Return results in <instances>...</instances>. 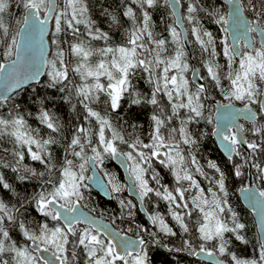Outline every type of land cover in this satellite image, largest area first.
I'll return each instance as SVG.
<instances>
[{
  "label": "snow or ice",
  "instance_id": "1",
  "mask_svg": "<svg viewBox=\"0 0 264 264\" xmlns=\"http://www.w3.org/2000/svg\"><path fill=\"white\" fill-rule=\"evenodd\" d=\"M131 2L139 6L140 15H137L131 5H123V16L131 21V26L125 29L123 43L114 45L110 32L113 28L122 27V21L118 10L110 11L111 5L105 6L106 0H98V6L100 16L108 20L109 31H104L93 18V9L97 4L91 0H0V47L3 48L0 55L5 58V62L0 63V79L5 84V93H0V107L10 99L6 92L29 81L39 82L40 77L46 74L48 80L45 87L60 94V106L67 102L72 111H76L79 104L86 113L83 120L91 121L94 117L98 125L94 133L83 124L73 125L69 139L63 135V125L59 117L48 109L47 96L40 101L36 117L40 124L51 130L47 139L41 137L39 129H33L28 124L19 104H13L7 117L0 115V138H10L16 146L11 152L14 163L0 157V188L19 198L16 188L2 171L8 168L16 174L18 181L40 182L37 190L19 200V206L0 198V264H79L81 253L84 264H151L149 243L143 235L132 239L123 233L110 232L106 226H97L94 220L87 217H84L86 227L78 229L75 226L81 222L83 216L78 205L84 200L82 189L88 187L84 181L93 178L86 177L85 172L88 168L94 171L103 163L105 155L122 157V163L132 180L131 184L123 185L115 176H110L105 185L97 178L99 186L106 194L119 193L127 187L136 191L140 202L144 203L154 193L156 197L168 202L172 218L184 233L190 231L185 217L196 215L192 227L199 233V239L203 242H214L212 248H206L205 243L200 244L199 251L207 252L210 257L218 253L214 264H226L225 260L219 258L223 256L230 257L232 264H264V238L259 242L258 257L242 258L228 251L230 241L225 238V233H233L237 240L247 243L239 234V230L244 229L245 225L237 222L236 212L228 207L225 172L214 160H208L207 167L215 170L218 178L208 177L198 159V138L189 127L204 117L208 94L215 89H221V93L230 101L246 100L248 104H258V112L264 113V0H228L232 7L227 17L220 15L218 10L205 8L200 0H190L187 15L182 19L191 26L190 33L199 44L201 54H208V59L203 63L206 75L192 69L200 81H207L197 84L195 91L190 89L189 79L185 76L190 66L184 50V29L178 31L176 26H167L171 42L176 47L174 54L165 55L168 41L153 35L151 17L147 10L156 6L158 0ZM165 3H169V0H165ZM179 3L180 0H171L170 7L175 8ZM12 6L22 9V23L21 19L15 20L14 23L20 27L14 33L12 24L6 23L4 19L6 15L11 18ZM198 12H205L213 17L215 23L222 25L225 33H228L231 21V35L240 44L239 48L229 46L226 42L227 36L224 38L223 54L228 57V64L223 79L228 81L227 87L221 82L222 66L215 60L218 55L216 40L211 31L201 28L196 15ZM245 12L252 18L246 17ZM182 19L178 18L175 24H182ZM50 20L54 24L50 39L57 50L51 60L37 59L33 52V42L39 36L41 44L43 43ZM61 34L70 38L63 43L68 44L67 52L75 58L74 61L65 58L66 51L61 47L62 41L59 38ZM250 34L260 37L258 45L254 42L255 37ZM92 41H103L104 46L94 47ZM13 56L15 59H11ZM94 56L99 59L93 64L89 58ZM138 69L148 73V83L153 85L150 95L141 93L132 83V77ZM75 77H79L81 82L76 83ZM101 77L106 79V83L101 82ZM104 93L106 97L103 103L113 112L122 106L121 102L125 97L130 105L154 106L150 116L152 123L149 142L145 143L139 137L129 142L107 115L102 116L91 107L101 100V94ZM74 99L75 104L72 103ZM52 103L55 104V101ZM224 108L222 119L226 123L223 128L227 131L222 129L218 134L228 159L232 160L234 154L241 155L238 146L242 144L252 150L251 154L258 150L264 154V124L256 123L257 113L251 110L241 113L245 119L253 121L250 131L258 139L250 141L242 134L243 126L235 123L236 114L229 110L228 105ZM181 109L186 110L183 116L180 114ZM27 115L32 113L28 112ZM177 118L180 120L179 127H173ZM210 119L209 117V122ZM106 130L110 131V136L106 135ZM53 134H59L60 140L66 142L61 145L63 156L59 164L50 151V146L59 143L57 135ZM93 135L97 137L95 143ZM117 142L126 145L129 150L121 151ZM25 149L31 160L43 165V171L22 164ZM88 149L92 155H88ZM3 151L8 153L7 148ZM251 154L242 158L243 163L233 165L235 175H241L240 170L243 164L250 162ZM154 160L169 170L177 186L170 189L162 184L161 175L153 167ZM252 166L264 173V167L260 164L254 163ZM148 173H151L150 178H146ZM196 174L209 179L210 186L207 190L195 179ZM150 180L155 186H150ZM184 182H187L186 187ZM242 191L246 193L247 199H256L254 193L247 189ZM207 193L211 194V198ZM260 196L264 197V192H260ZM189 198L196 211L183 214L176 211L177 208H189ZM119 203L121 215L127 209V215L132 217V209L136 205L125 200H120ZM29 205L34 206L45 218L51 217L54 221L62 218L64 224L61 226L58 223L49 227L47 222H43L30 228L26 223ZM225 212L231 213V227L222 219L221 214ZM148 219L157 227V231H150L143 225L137 227L157 248L176 252L191 249L189 240H183L180 247L172 249L162 239H157L159 234L177 235L159 211H153ZM14 229L19 230L24 243L12 238L11 232ZM28 242L43 247L45 251H51L52 257L37 255L38 248H32Z\"/></svg>",
  "mask_w": 264,
  "mask_h": 264
},
{
  "label": "trees",
  "instance_id": "2",
  "mask_svg": "<svg viewBox=\"0 0 264 264\" xmlns=\"http://www.w3.org/2000/svg\"><path fill=\"white\" fill-rule=\"evenodd\" d=\"M91 2L97 4V7L93 9V18L96 19L98 25L104 31H109L108 20L100 16L98 0H91ZM189 2L190 0H180V5H181L180 12L182 18L187 15V5ZM125 3L131 5L134 11L137 12V15L138 16L140 15L139 6L132 4L131 0H123V2L122 0H106L105 6L111 5L110 11L118 10L119 18L122 21V27L113 28L110 32V35L113 36L112 44L114 45L123 43L125 29H128L131 26V21L127 17L123 16V11H124L123 5ZM200 4L203 5L205 8L218 10L220 15L226 16V7L223 3V0H200ZM147 10L149 11L151 17L150 23H151V31L153 32V35L156 38H165L168 41L166 45L165 55L174 54V49L176 46L171 42L170 33L166 30V28L167 26H175V23L173 16L167 6V3H165V0H158L156 6ZM10 12L12 13L11 18H9L6 15L4 19L6 23L12 24V31L14 33L20 27V25L14 23L15 20L21 19V23H22V15H21L22 9H17L15 6H12L10 8ZM244 14L249 19L252 18L247 12H245ZM196 15H198L199 17V23L201 28L211 31L213 33V36L216 40V45H217L216 50L218 53V55L215 57V60L222 66L220 69V75L222 78L221 82L223 86L227 87L228 81L226 79H223L225 73L227 72V64H228V57L224 56L223 54L224 52L223 46L225 43L224 38L225 36H227V33L223 31L222 25L215 23L214 18L208 16L205 12H198ZM182 21L186 29L187 39H188V51L184 49L186 52L187 62L189 63L190 67L192 64H194L198 68L200 74L206 75V68L203 67V63L205 60L208 59V54L207 53L201 54L199 44L196 43L195 37L192 36L190 33L191 26L188 24L186 20L182 19ZM81 30L83 31V26H81ZM53 31H54V24L52 22L50 34L48 37L49 47H50V51L47 56L48 60L54 58L53 54L57 50L56 47L51 43V39H50ZM59 38L62 41L61 47L66 51V57H65L66 60L74 61L75 58L72 57L71 54L67 52L68 44L63 43V41L69 40L70 38L68 36H65L64 34H61ZM226 42L229 45L228 38ZM254 42L258 45L256 38L254 39ZM92 45L94 47L99 48L104 46V42L92 41ZM2 51L3 48L0 47V53H2ZM98 59L99 57L97 56L89 58L90 62L93 64L96 63ZM4 62H5V58L3 57V55H0V63H4ZM147 77H148V73H145L142 70L138 69L135 76L132 77V83L135 85L138 91L146 95H150L153 85L148 83ZM74 79L76 83L81 82L79 80V77H75ZM47 80L48 77L45 74L38 83L22 88L21 90L14 93L11 97H9L10 99L7 102H5L2 107H0V115L7 117L9 111L13 109V104L14 103L19 104L20 111L25 113L28 124L33 129H39L41 137L47 139L49 134L51 133V130L47 129L45 125L40 124L39 120L36 118L38 109L40 107V101L45 96H47L49 102L48 109L59 117L60 123L61 125H63L64 136H67L70 139L72 126L79 124H83V126L91 128V130L94 133L98 128L95 118L94 117L91 118V121L83 120V115H85L86 113L83 107L79 104H77L76 111H72L71 105L68 104L67 102L63 103V105L60 106L61 105L60 94L56 92V90L54 89H48L45 87ZM101 82L106 83V79L104 77H101ZM202 83H207V81H202ZM189 86L190 88H195V85L192 84L191 82ZM215 91L217 92L218 101H222V102L230 101L229 99L225 98V95L221 93V89H215ZM210 92L212 94H215L213 91ZM212 94H210V96H214ZM105 97H106V93L101 94V100L91 105V107H93L95 111L100 112L102 116L107 115L108 119L121 132V135H123L124 138L129 142L134 140L136 137H139L145 143L149 142V132L151 131L150 125L152 123L150 120V116L152 114L154 106L150 104L130 105L128 98L125 97L121 102L122 106L118 110L113 112L103 103V99ZM52 101H55V104H53ZM231 101L235 102L236 104H242L247 102L246 100L239 101L234 99H232ZM72 103L75 104L76 100L74 99ZM251 106L257 113L256 123L264 124V119H261V117L264 116V113L258 112L259 105L251 104ZM212 111L213 109L210 108L208 104H206L204 109V117L201 118L198 123L189 126L191 130L196 134L199 141L198 159L200 164L203 165L204 171L207 173L208 177L218 178V174L215 173V170L209 169L207 167L208 160H214L225 172L227 177L226 189L228 192V196H227L228 207H230L233 211L236 212L237 222L243 223L245 225L244 229L239 230V234L245 238L247 243H245L244 241L237 240L235 238V234L233 233H225V238L230 241L227 246L228 251L235 253L238 257H242V258H252L250 256V253H252L253 251V254L251 255L254 256L255 253V255L258 257L259 241H258L254 220L251 214L240 203L237 195V190L238 188L246 184L247 179L250 176L252 181L257 185V187L260 188L262 192H264V178H262V176H264V173H261L259 169L252 166L254 163H258L261 165V167H264V154H262L259 150L256 153L251 154L252 153L251 149H249V154H248V152L245 149L238 146V150L241 152V155L237 156L234 154L232 160H229L225 158L218 151V149L215 150L216 149L214 148L215 144L211 137V129L213 126ZM28 112H31L32 115L30 116L27 115ZM180 112L184 115L186 113V110L181 109ZM209 117L211 118L210 122H209ZM179 124H180V120L179 118H177L172 126L179 127ZM133 125H135V128H133ZM240 125L243 126V136L245 139H248L250 141L258 139V137L250 131V129L253 127V123H246L241 121ZM110 134H111L110 131L106 130V135L110 136ZM53 135H57V139L59 143L50 146V151L53 152L55 161L57 164H59L63 156V147L61 145L65 144L66 142L60 140L59 134H53ZM96 140L97 137L93 135V143H95ZM117 143L121 151L129 150L126 145L119 144V142ZM15 147L16 146L12 143L10 138L7 137L0 138V157H3L5 160L14 163L11 152ZM34 147L35 146H33V148ZM5 148L8 149L7 154L4 153L3 151V149ZM86 151L90 152V149ZM206 152H210L211 155L210 156L206 155ZM25 153H26L25 159L22 162V164L28 165L31 168H35L37 171L44 170L43 165H41L37 161L31 160V157L27 155L26 149H25ZM250 154H251L250 162L243 164V167L240 170L241 175L239 176L235 175V169L233 165L243 163L242 158L249 157ZM154 168L161 175L162 184L167 185L170 189L176 186L174 178L172 177L169 170L166 172L161 171L159 169L165 170L166 168L162 166L159 167V165H158L159 169H157L156 167ZM97 169L105 179L106 183L110 176H115L116 179L121 184L124 185L123 175L119 167H117L113 163L112 157L105 155L103 163L99 165ZM2 171H4L9 182L13 184V186L16 188L17 192L19 193V198H18L16 195L9 192L8 190L0 188V198H3L5 202L15 203L17 204V206H19L20 199H23L25 196H30L32 192L34 190H37L39 187L40 182L37 180L26 181V182H21L16 180L15 178L16 174L12 172L11 168L3 169ZM105 173H108L109 175H105ZM87 175H88V170L85 172V176ZM150 175L151 173L146 174V178H150ZM195 179L200 183L201 187H203L205 190H207V188L210 186V181L209 179H206L205 176L196 174ZM184 185L187 186V182H184ZM150 186H155L154 182H152L151 180H150ZM216 187L218 188V186ZM214 190H216V188H214ZM82 192L84 193V200L80 202L81 205L91 213L98 214L101 217L110 220L113 223V225L120 230L121 226L117 223L118 216L119 214H121V206L119 201L125 200L132 202V200L126 195L125 188L119 193L110 194V200H105L104 198L93 192L89 187L83 188ZM193 192H195V190H193ZM207 195L209 198H211L210 193H207ZM187 196L188 194H186V197ZM188 200L190 206L193 207L191 205L190 198ZM143 204L148 214H151L153 211H159L164 216L165 220H168L169 216L171 215L168 210V202L164 201L160 197H156L154 193L150 194V196L145 199ZM126 215H127V209H126ZM136 215L140 221L139 222L140 225H143L144 227L148 228L150 231L154 229L149 226L145 217L139 211L138 212L136 211ZM221 216L222 219H224L228 223L229 227H231L232 226L231 213L225 212L224 214H221ZM43 222H47L49 224V227H54L58 223L60 224L59 221H54L51 219V217H47V218L43 217L35 209L34 206L29 205L28 212L26 213V223L28 224V226L30 228L36 227ZM130 225H133V223H131ZM11 235L12 238L18 241L19 243L25 242L24 238L19 233L18 229H14L11 232ZM222 258H228L227 261L229 262V264L230 263L232 264L230 257L223 256ZM153 262H155V260Z\"/></svg>",
  "mask_w": 264,
  "mask_h": 264
},
{
  "label": "water",
  "instance_id": "3",
  "mask_svg": "<svg viewBox=\"0 0 264 264\" xmlns=\"http://www.w3.org/2000/svg\"><path fill=\"white\" fill-rule=\"evenodd\" d=\"M170 3L171 0H169V3H167V6L174 18V22L177 21L178 18H181V12H180V8L181 5L179 3V5H177L175 8L170 7ZM223 3L226 7V17L228 12L231 10V5L229 4L228 0H223ZM175 12V15H173V13ZM245 15V14H244ZM182 19V18H181ZM51 25H52V21H49L48 24V31L44 34L43 36V43L41 44V38L39 36L36 37V39L33 42V52L35 54V56L37 57V59H47V56L49 54L50 51V47H49V41H48V37L50 34V30H51ZM231 21L229 22V26H228V33H227V38L229 41V46H234L236 48L240 47V44H237L234 40L233 37L231 35L233 29L231 28ZM175 26L177 27L178 31H181L182 29H184L183 32V40H184V48L186 50H188V41H187V33L185 30V27L183 25V21L182 24L177 25L175 24ZM252 35V34H250ZM257 37V41L259 43L260 37L258 35H256ZM12 59H15V56L12 57ZM7 67V64H6ZM193 68L196 69V73H198L197 68L194 66ZM192 68V69H193ZM44 75H42L39 79V81L43 78ZM190 80L194 83V84H199L202 83V81H200L196 74L193 73V71L191 70L190 73ZM38 82L35 81H29L26 82L24 84H22L19 88H14L11 91L6 92V94L11 97L14 93H16L17 91L21 90L22 88H25L27 86H30L32 84H36ZM0 93H5V84L3 82L2 79H0ZM248 105V107L246 108L245 105ZM228 105L229 106V110L232 111L233 113L236 114V119H235V123L240 125V122H246V123H253V121H250L248 119H245L244 115L241 113L247 112L249 110H251L252 112H255V110L253 109V107L251 106V104L248 103H243V104H236L233 101H227V102H222V101H218L215 102V112H214V127L212 130V134L214 137V140L216 142L217 145V149L218 151L225 157L228 159V154L224 149V146L221 144V136L218 134L221 132V130L223 129L225 132L227 131L226 128H223V125L226 123L222 117L224 115L225 112V108L224 106ZM256 113V112H255ZM257 117V115H256ZM229 127H231V125H229ZM235 130V129H233ZM243 134V133H242ZM239 147L245 149L248 154H249V149L247 148L246 145H240ZM88 155H92L90 152H88ZM122 157H112V161L113 163L120 168L122 174H123V178H124V182L126 185H129L132 183V180L130 179L129 176V172L128 170L125 168L124 164L122 163ZM89 172L91 177H93L91 180H85V183L93 190L95 191L97 194H99L101 197L105 198V199H109L110 195L106 194L104 189L101 188L97 182V178L99 179V181L101 183H104L105 185L107 184L105 179L103 178V176L101 175V173L98 171L97 167L96 169L93 171L92 168H89ZM242 189H247L248 192L250 193H254L256 199L255 200H250L246 198V193L244 191H242ZM127 194L135 199L138 203L139 209L141 210L142 214L145 216L146 220L148 222L149 219V214L147 213L143 203L140 202L139 197L137 195L136 191L131 190L130 188H127ZM260 192H262V190L260 188L257 187V185L252 181L251 177L249 176L247 179V182L244 186L238 188L237 190V195L239 198L240 203L242 204V206L251 214L253 220H254V224L256 227V232H257V236H258V241L260 242V239L264 238V197L260 196ZM80 212L83 213V216L81 217V224L83 225H87V223L84 221V217H87L89 220H94L97 226H106L107 229L110 232H117V233H121L119 232L117 229H115L113 227V225L111 223H109L108 221H104L99 217H95L93 216L90 212H88L86 209H84L81 204L78 205ZM62 211V210H61ZM62 224H64L63 219L61 218L59 220ZM151 223V222H150ZM127 235V234H126ZM128 237L132 238V239H137V237H132L130 235H127ZM29 245L32 248H38L37 251V255H40L42 257L45 258H51L52 257V252L51 251H45L43 247H40L38 245H31V243H29ZM215 255L213 257H210L207 255V252H200L197 251L196 253V257L198 259H201L205 262H211L214 263V258ZM58 264V262H57Z\"/></svg>",
  "mask_w": 264,
  "mask_h": 264
},
{
  "label": "flooded vegetation",
  "instance_id": "4",
  "mask_svg": "<svg viewBox=\"0 0 264 264\" xmlns=\"http://www.w3.org/2000/svg\"><path fill=\"white\" fill-rule=\"evenodd\" d=\"M252 35L257 39V37H256L255 34H252ZM187 41H188V39H187ZM186 51H188V50H186ZM149 58H151V57H149ZM194 66L195 65L192 64L191 67H190V69L185 73V76L189 79V82H191L192 84H194V83L190 80V73H191V70H192V68ZM197 70H198V68H197ZM198 73H199V70H198ZM194 85L196 86V84H194ZM190 89L192 91H195V88H190ZM212 91L215 94H212L211 92L208 94V99L206 100L205 105L208 104L209 107L213 109V111H212L213 126H212V129H211V137H212V140H213V142L215 144L214 145V148H216L215 150H217V145H216V142H215L214 137H213V134H212V130H213V127H214L215 102H217V92L215 90H212ZM210 94H212L214 96H210ZM161 95H162V93H161ZM245 103H247V102H245ZM170 112H171V109L169 107L168 108V113L170 114ZM180 114H181V116H183V114L181 112H180ZM206 155L210 156L211 153L210 152H206ZM158 165H159L158 161L154 160L153 161V167H156L157 169H159L158 168ZM159 167H160V165H159ZM159 170L164 171V172L168 171L167 168L165 170H162V169H159ZM89 175H90V172H89V168H88V175L87 176H89ZM123 183H124V185H126L125 182H124V178H123ZM184 186H186V185H184ZM93 192H95V191H93ZM125 193L132 200L133 204L136 205V207L134 209H132V212H133V216L132 217H129V216L127 217V215H126V209L124 210V215L123 216L121 214H119L118 219H117V223L121 226L120 230L117 229L110 220H108L106 218H103V217H101L98 214H93L90 211H88L87 209L86 210L88 212H90L93 216L99 217V218H101L104 221H108L109 223H111L113 225V227L115 229H117L119 232H121L123 234H127V235H130L132 237H137L138 235H143L144 238H145V240L149 242V254L151 256V264H214V263H211V262H205V261H203L201 259H198L196 257V253H197V251H199V245L200 244L205 243L206 248H212V246L214 244V242H212V241H210V242H203V241H201L199 239V233L195 230V228L192 227V224L196 220V215H193L191 218L185 217V221H186V223L189 224V227H190V231L188 233H184L182 231V229L180 228L179 224L170 215L169 216V219L168 220H165V222L168 223V225L173 228V231H175L177 233V235L176 236H164L163 234H159L157 236V239H162L163 243L169 245V248H172V249H175V248L180 247L183 240H189L191 242V245H192L191 249H188L186 251L176 252L174 250L173 251H169L167 248H157L156 245L151 241V239L148 236L144 235V233L137 227L138 225H140V223H139L140 221H139V219H138V217L136 215V211L137 212L139 211L141 214H142V212L139 209V206H138L137 201L135 199L131 198L127 194L126 187H125ZM174 194L175 195H178L176 193H174ZM105 200H110V198L109 199H105ZM178 202L179 203H183L182 201H178ZM187 202L189 203V200ZM176 211H178L181 214H183L185 212H194L196 210H194V208L191 207L190 204H189V208H187V209L177 208ZM131 223H133V225H130ZM60 224L63 225L61 222H60ZM148 224H149L150 227L154 228L151 231H157V227L155 225H152L150 222H148ZM75 226L78 229H82L83 227H86L87 225H83L81 223H78ZM78 251H80V250H78ZM252 253H253V251H252ZM252 253H250V254H252ZM215 255L218 256V253H216ZM152 256H153V258H152ZM219 258L222 259V260H225L226 261V264H229V262L227 261L228 258H222V257H219ZM153 259L155 260V262H153L154 261ZM79 264H84L82 253H81V258H80Z\"/></svg>",
  "mask_w": 264,
  "mask_h": 264
},
{
  "label": "rangeland",
  "instance_id": "5",
  "mask_svg": "<svg viewBox=\"0 0 264 264\" xmlns=\"http://www.w3.org/2000/svg\"><path fill=\"white\" fill-rule=\"evenodd\" d=\"M86 177H87V176H86ZM252 254H253V253H252ZM250 256H251V257H257V256L255 255V253H254V256H253V255H251V254H250Z\"/></svg>",
  "mask_w": 264,
  "mask_h": 264
}]
</instances>
